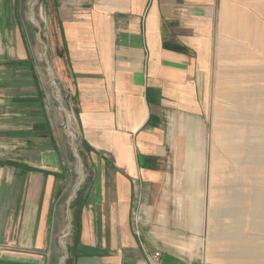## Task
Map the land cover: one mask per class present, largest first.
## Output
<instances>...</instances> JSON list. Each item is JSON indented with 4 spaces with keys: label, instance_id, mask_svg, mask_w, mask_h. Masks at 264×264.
Wrapping results in <instances>:
<instances>
[{
    "label": "crops",
    "instance_id": "crops-1",
    "mask_svg": "<svg viewBox=\"0 0 264 264\" xmlns=\"http://www.w3.org/2000/svg\"><path fill=\"white\" fill-rule=\"evenodd\" d=\"M27 7L0 0V264H264V0ZM34 52L70 98L77 184ZM172 138L177 231H134Z\"/></svg>",
    "mask_w": 264,
    "mask_h": 264
},
{
    "label": "rangeland",
    "instance_id": "rangeland-1",
    "mask_svg": "<svg viewBox=\"0 0 264 264\" xmlns=\"http://www.w3.org/2000/svg\"><path fill=\"white\" fill-rule=\"evenodd\" d=\"M38 2L39 0H28L26 12L27 17L32 21H35V11ZM40 35L37 34L38 40L41 38ZM38 40L36 44L37 47ZM34 59L37 62V68L42 70L44 84L47 85L48 91H51L53 96L58 98L61 102L59 104V111L63 118L62 127H64L67 133L65 137H67L69 145L68 151L70 153L68 163H70V166L72 167V181L74 184H77L79 180L83 179V174L86 172L84 159L81 154L82 151L79 142L78 126L75 115L71 110L72 106L69 102L70 98L58 85L53 70L50 71L52 65L49 57H47L45 53L43 56L38 57V54H35L34 52ZM51 79L54 80V84L51 82ZM173 127L176 128L175 131L173 130V137L184 133L178 131V124ZM160 142L161 143L158 146L159 148H157L154 155L156 172L148 182L150 185L142 188L137 196L138 202L140 203V209H138L139 213L137 217V213L133 216L132 225L134 231H142L138 228L139 225L143 230L145 229V231H163L164 226L169 227V222L172 225V231H177L178 197L180 192L178 180L180 172L182 171L183 178L185 173L184 161L182 160L183 155H180V152L178 151V139L172 138L170 141L166 140ZM160 149L161 152H158ZM169 215L171 219H168Z\"/></svg>",
    "mask_w": 264,
    "mask_h": 264
},
{
    "label": "built area",
    "instance_id": "built-area-1",
    "mask_svg": "<svg viewBox=\"0 0 264 264\" xmlns=\"http://www.w3.org/2000/svg\"><path fill=\"white\" fill-rule=\"evenodd\" d=\"M160 253L159 252H155L151 255L150 260V264H154V261H156V259L159 257Z\"/></svg>",
    "mask_w": 264,
    "mask_h": 264
}]
</instances>
